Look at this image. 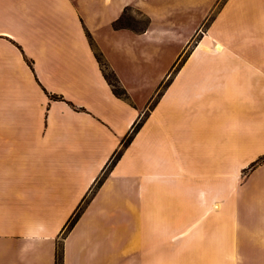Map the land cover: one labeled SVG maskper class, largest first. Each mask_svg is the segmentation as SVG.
I'll return each instance as SVG.
<instances>
[{
  "label": "crops",
  "instance_id": "1",
  "mask_svg": "<svg viewBox=\"0 0 264 264\" xmlns=\"http://www.w3.org/2000/svg\"><path fill=\"white\" fill-rule=\"evenodd\" d=\"M129 7L139 31L114 27ZM59 245L62 264H264V0H0V264Z\"/></svg>",
  "mask_w": 264,
  "mask_h": 264
},
{
  "label": "trees",
  "instance_id": "2",
  "mask_svg": "<svg viewBox=\"0 0 264 264\" xmlns=\"http://www.w3.org/2000/svg\"><path fill=\"white\" fill-rule=\"evenodd\" d=\"M124 15V14H123ZM122 18H119L115 23H114V27L115 28H122V27H127L122 25ZM148 21V20H147ZM95 54L96 57L98 59V61L101 64V67L103 69L105 78L108 80V82L110 83V85L113 88V91L115 92L116 95H118L119 97H124L127 98V92L125 91V89L120 85L118 78L116 77L115 73L109 69L107 63L105 62V60L103 59L102 54L95 48ZM141 126V121L137 122L136 124H134L131 133L128 135V137L126 139H124L122 141V147L121 149L115 153V155L113 156L109 166L107 167V169H105L102 173V175L99 177V179L97 180V184L96 187L100 186L105 177L108 174L109 169L116 163V161L120 158L121 154H122V150L123 148H125L130 141L132 140V138L134 137V135L136 134V132L138 131V129ZM82 208L83 206H79V208L77 209L75 215H73V217L67 222V225L65 227V233H67L75 224V222L77 221V219L79 218L81 212H82ZM56 264H62V250H61V246L59 245L58 249H57V255H56Z\"/></svg>",
  "mask_w": 264,
  "mask_h": 264
},
{
  "label": "rangeland",
  "instance_id": "3",
  "mask_svg": "<svg viewBox=\"0 0 264 264\" xmlns=\"http://www.w3.org/2000/svg\"><path fill=\"white\" fill-rule=\"evenodd\" d=\"M171 5L175 6L176 11H178V9H180L178 2H171ZM202 13H203V11L201 13H198L199 15H197V16H195V14H192V15L186 14L187 24L189 25L191 23L192 26H194V24L199 20V17L201 16ZM189 17H190V19H188ZM121 22H122V25L139 31L146 26L147 18L139 12H135V10L132 7H129L125 11ZM164 63H165V61L162 60L160 62L161 66H163ZM139 95L142 96L144 94L139 93ZM84 205L85 204H82L83 208H84ZM83 208H82V210H83ZM64 233H65V231H64Z\"/></svg>",
  "mask_w": 264,
  "mask_h": 264
}]
</instances>
